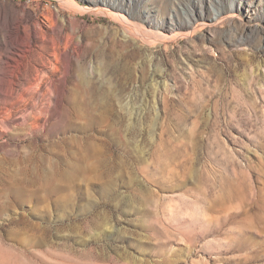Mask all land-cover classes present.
Masks as SVG:
<instances>
[{
  "label": "rangeland",
  "instance_id": "1",
  "mask_svg": "<svg viewBox=\"0 0 264 264\" xmlns=\"http://www.w3.org/2000/svg\"><path fill=\"white\" fill-rule=\"evenodd\" d=\"M0 264H264V0H0Z\"/></svg>",
  "mask_w": 264,
  "mask_h": 264
}]
</instances>
